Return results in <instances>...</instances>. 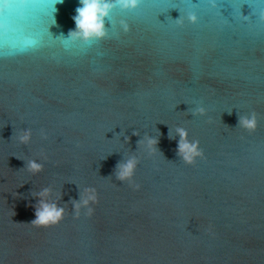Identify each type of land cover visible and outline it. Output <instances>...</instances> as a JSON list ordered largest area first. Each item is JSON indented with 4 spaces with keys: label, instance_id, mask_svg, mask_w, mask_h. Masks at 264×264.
Instances as JSON below:
<instances>
[{
    "label": "water",
    "instance_id": "obj_1",
    "mask_svg": "<svg viewBox=\"0 0 264 264\" xmlns=\"http://www.w3.org/2000/svg\"><path fill=\"white\" fill-rule=\"evenodd\" d=\"M53 3L0 0V264H264V0H141L88 44L60 37L79 0ZM253 111L249 133L238 114ZM177 126L199 141L194 164ZM131 151L139 190L114 175ZM85 186L99 203L77 217ZM43 187L65 212L37 228Z\"/></svg>",
    "mask_w": 264,
    "mask_h": 264
},
{
    "label": "clouds",
    "instance_id": "obj_2",
    "mask_svg": "<svg viewBox=\"0 0 264 264\" xmlns=\"http://www.w3.org/2000/svg\"><path fill=\"white\" fill-rule=\"evenodd\" d=\"M6 3L7 0H4ZM63 0H57V3H62ZM141 0H79V6L75 9V15L72 19L75 22V28L71 29L65 37L63 34L60 37L70 41H82L85 44L91 43L93 40L102 39L109 34V17L114 9L119 8L122 11H131L138 7ZM196 15L190 14L189 20L195 22ZM178 22L180 17L175 19ZM55 23V22H54ZM121 28L126 33L129 29V24L125 20L120 21ZM205 108L202 106L196 107L191 111L192 115L205 114ZM231 114V112H229ZM238 127L245 129L251 133L255 131L257 127V114L255 111L241 115L238 114ZM43 138L47 139V135L41 130ZM175 136L169 134V139H175L179 137L177 141L176 154L187 164H194L196 158L204 157L203 150L199 147L198 140H190L189 134L186 128L177 126L175 128ZM17 139L21 144L27 145L31 140L32 130L30 128L20 129L16 134ZM133 135L139 136L138 131H134ZM130 138L125 136L127 142ZM138 146L145 145L149 154L155 153L158 148V137H154L145 133L142 138L137 141ZM136 151H131V155L127 158L123 157L117 162L114 168L115 178L121 182H127L134 190H139L141 185L134 179L137 165L139 164V158L135 155ZM24 168H26L33 175L38 174L43 170V165L36 160H27ZM33 196L37 197V202L34 205L35 219L31 220L30 224L34 227H51L57 225L63 218L65 208L62 204L58 205L55 201L48 199L51 196V188L43 187L38 192L33 193ZM62 198V195L60 199ZM98 193L96 189L91 186H85L83 190L80 189L79 199L71 200L75 215H80V210H84V215L91 217L95 208L93 205L98 204ZM15 214V213H14ZM13 214V215H14ZM23 223V222H17Z\"/></svg>",
    "mask_w": 264,
    "mask_h": 264
},
{
    "label": "snow or ice",
    "instance_id": "obj_3",
    "mask_svg": "<svg viewBox=\"0 0 264 264\" xmlns=\"http://www.w3.org/2000/svg\"><path fill=\"white\" fill-rule=\"evenodd\" d=\"M57 3V0H54L53 5H55ZM55 11V8H53V12Z\"/></svg>",
    "mask_w": 264,
    "mask_h": 264
}]
</instances>
